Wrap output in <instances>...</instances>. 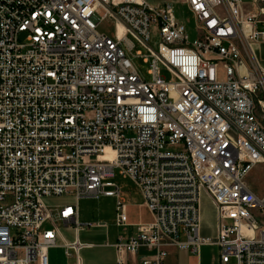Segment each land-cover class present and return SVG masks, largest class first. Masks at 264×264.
<instances>
[{
  "label": "built area",
  "instance_id": "1",
  "mask_svg": "<svg viewBox=\"0 0 264 264\" xmlns=\"http://www.w3.org/2000/svg\"><path fill=\"white\" fill-rule=\"evenodd\" d=\"M183 2L192 41L168 3L0 0V264H48L58 229L44 227V197H72L56 218L78 228V199L115 196L125 224L116 173L153 216L114 244L119 264L140 247L154 253L137 264H162L165 238L195 253L213 243L220 264H264V192L246 179L264 164V69L252 49L264 0ZM134 41L146 53L133 55ZM201 191L215 237L199 235Z\"/></svg>",
  "mask_w": 264,
  "mask_h": 264
},
{
  "label": "crops",
  "instance_id": "2",
  "mask_svg": "<svg viewBox=\"0 0 264 264\" xmlns=\"http://www.w3.org/2000/svg\"><path fill=\"white\" fill-rule=\"evenodd\" d=\"M252 49L264 69V41L254 43ZM112 181L119 189L120 200L123 202L127 216L126 223L117 224L116 222L118 199L115 196L100 195L96 199H78L77 220L80 224L78 228L58 220L56 212L59 204L52 205L53 222L46 221L44 227L50 228L54 223L58 229V235L55 238L56 246L48 249V264H119L114 244L119 239L135 236L138 225L151 222L153 216L144 204L139 189L132 181L129 180L134 185L131 189H121L115 176ZM63 198L66 199L64 201L66 203L74 201L69 196ZM199 219V235L215 237L218 228L215 205L204 191H201L199 197ZM179 238L184 240L185 235L181 233ZM74 241L81 244L76 251L66 250L62 246L64 243ZM164 241L167 243L165 246L167 254L162 264H220L218 247L213 243L201 244L198 252L195 253L188 249L177 248L166 238ZM153 253V249L140 247L136 253H123L120 264H137L141 258H151Z\"/></svg>",
  "mask_w": 264,
  "mask_h": 264
},
{
  "label": "rangeland",
  "instance_id": "3",
  "mask_svg": "<svg viewBox=\"0 0 264 264\" xmlns=\"http://www.w3.org/2000/svg\"><path fill=\"white\" fill-rule=\"evenodd\" d=\"M149 3L152 4H164L168 3L172 6L175 16L184 23L185 30L188 36V40L192 41L197 36V30H196V24L194 21V18L191 14V12L188 10L186 4L183 2V0H146ZM101 13H99L98 16H100ZM98 30L101 32H105L107 36L113 37L114 36V24L109 20H102L98 24ZM22 38V37H21ZM135 46L132 50V54H136V52L139 50L143 54L146 53V50L139 45L138 42L134 41ZM149 44L152 48L156 49L157 47V38L154 35L150 40ZM131 60L134 63V65L137 67L139 73L144 76L145 78H149L147 75V69H148V63L143 61L142 56H131ZM167 78L169 77L168 74H166ZM115 178L117 182L119 183L121 189H131L134 188V185L125 178L120 177L117 173L115 174ZM247 181L250 184V186L256 190L258 193L264 192V164L257 165L255 168H253L250 173L247 175ZM64 196H57V197H44L43 201L45 204L49 206L50 212H53L52 205L54 204H62L66 203V199L63 198ZM89 199H96V198H89Z\"/></svg>",
  "mask_w": 264,
  "mask_h": 264
},
{
  "label": "bare ground",
  "instance_id": "4",
  "mask_svg": "<svg viewBox=\"0 0 264 264\" xmlns=\"http://www.w3.org/2000/svg\"><path fill=\"white\" fill-rule=\"evenodd\" d=\"M120 27V26H119ZM121 28V27H120ZM108 152V151H107Z\"/></svg>",
  "mask_w": 264,
  "mask_h": 264
}]
</instances>
